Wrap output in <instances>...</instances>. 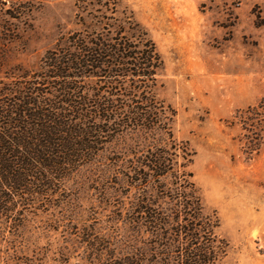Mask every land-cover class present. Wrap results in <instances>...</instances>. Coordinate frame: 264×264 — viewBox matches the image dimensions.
<instances>
[{
	"label": "trees",
	"instance_id": "16d2710c",
	"mask_svg": "<svg viewBox=\"0 0 264 264\" xmlns=\"http://www.w3.org/2000/svg\"><path fill=\"white\" fill-rule=\"evenodd\" d=\"M22 5L0 0V23L27 20ZM74 8L76 29L34 69H0V230L71 204L85 186L68 184L88 171L105 181L93 191L106 197L112 233L83 229L92 264H224L229 244L193 181V152L158 98L156 45L122 0Z\"/></svg>",
	"mask_w": 264,
	"mask_h": 264
},
{
	"label": "rangeland",
	"instance_id": "374dc122",
	"mask_svg": "<svg viewBox=\"0 0 264 264\" xmlns=\"http://www.w3.org/2000/svg\"><path fill=\"white\" fill-rule=\"evenodd\" d=\"M23 2L27 20L0 23V69H34L76 29L75 0ZM122 2L163 61L158 98L175 111V139L193 152V181L229 244L224 264H264V0ZM102 182L84 171L68 184L85 186L71 204L32 209L21 229H1L0 264H92L83 229L112 235L106 197L93 191Z\"/></svg>",
	"mask_w": 264,
	"mask_h": 264
}]
</instances>
